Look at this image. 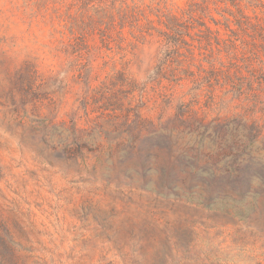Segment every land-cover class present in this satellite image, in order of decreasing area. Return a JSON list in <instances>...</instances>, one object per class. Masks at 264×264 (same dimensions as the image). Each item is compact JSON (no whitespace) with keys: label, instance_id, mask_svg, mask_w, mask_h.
Wrapping results in <instances>:
<instances>
[{"label":"rangeland","instance_id":"374dc122","mask_svg":"<svg viewBox=\"0 0 264 264\" xmlns=\"http://www.w3.org/2000/svg\"><path fill=\"white\" fill-rule=\"evenodd\" d=\"M127 1L0 0V264H264V0Z\"/></svg>","mask_w":264,"mask_h":264},{"label":"trees","instance_id":"16d2710c","mask_svg":"<svg viewBox=\"0 0 264 264\" xmlns=\"http://www.w3.org/2000/svg\"><path fill=\"white\" fill-rule=\"evenodd\" d=\"M187 1L189 6L196 4L198 0H184ZM76 4H81L84 7V11L81 16L85 18L89 16V20H93L95 17L100 22H106L107 30H111L117 26L116 20H119L120 29H124L127 24H132V20H138L139 15H144V11H138L136 5L131 7L127 0H74ZM119 4V7L117 6ZM64 17L59 16L58 21H61ZM175 18L170 16L169 22ZM80 32L88 31L86 28H76ZM95 30V28H92ZM135 30V28L132 27ZM75 28H72V32ZM152 29H149V31Z\"/></svg>","mask_w":264,"mask_h":264}]
</instances>
